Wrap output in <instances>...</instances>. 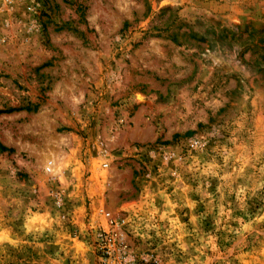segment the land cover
<instances>
[{"label":"rangeland","instance_id":"1","mask_svg":"<svg viewBox=\"0 0 264 264\" xmlns=\"http://www.w3.org/2000/svg\"><path fill=\"white\" fill-rule=\"evenodd\" d=\"M0 145V264H264V0H0Z\"/></svg>","mask_w":264,"mask_h":264},{"label":"built area","instance_id":"2","mask_svg":"<svg viewBox=\"0 0 264 264\" xmlns=\"http://www.w3.org/2000/svg\"><path fill=\"white\" fill-rule=\"evenodd\" d=\"M51 166H52V162H49L48 165H47L46 168H45V171H46L47 173L51 171V168H52ZM104 166H106V165H104ZM104 216H105V219H106L107 217H109V214L104 213ZM107 234H109V233H107Z\"/></svg>","mask_w":264,"mask_h":264},{"label":"trees","instance_id":"3","mask_svg":"<svg viewBox=\"0 0 264 264\" xmlns=\"http://www.w3.org/2000/svg\"><path fill=\"white\" fill-rule=\"evenodd\" d=\"M0 150H1L2 152H5V151H10V152H11V150H8V149H6L5 147H3V146H1V145H0Z\"/></svg>","mask_w":264,"mask_h":264}]
</instances>
